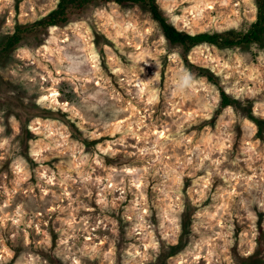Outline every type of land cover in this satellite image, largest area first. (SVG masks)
Returning a JSON list of instances; mask_svg holds the SVG:
<instances>
[{"label":"rangeland","instance_id":"374dc122","mask_svg":"<svg viewBox=\"0 0 264 264\" xmlns=\"http://www.w3.org/2000/svg\"><path fill=\"white\" fill-rule=\"evenodd\" d=\"M158 2L192 33L257 15ZM57 3L0 0V39ZM181 51L147 6L98 2L0 62V264H264V137ZM190 59L264 118V45Z\"/></svg>","mask_w":264,"mask_h":264},{"label":"trees","instance_id":"16d2710c","mask_svg":"<svg viewBox=\"0 0 264 264\" xmlns=\"http://www.w3.org/2000/svg\"><path fill=\"white\" fill-rule=\"evenodd\" d=\"M98 2H114L122 6L134 4L147 6L154 18L159 22L165 37L172 43L181 46V54L184 61L199 69L210 81L218 86L221 98L220 109L223 110L229 106L234 107L237 111L251 118L258 125L261 136L264 137L262 134L264 132V118L255 116L250 102L228 92L209 68L197 65L190 59L192 49L197 45L205 43L213 44L220 48L247 47L252 44L264 45V0H256V19L246 30L228 29L197 33L180 29L169 21L158 0H58L56 7L49 12L31 22H17L15 30L0 39V62L9 58L25 39L40 37L54 27H66L76 15L83 13L89 6ZM183 243L184 237L179 244L173 246V249H177ZM253 258L254 255L250 256L248 259L251 261L247 264H256L259 261L252 260Z\"/></svg>","mask_w":264,"mask_h":264},{"label":"clouds","instance_id":"9594fccd","mask_svg":"<svg viewBox=\"0 0 264 264\" xmlns=\"http://www.w3.org/2000/svg\"><path fill=\"white\" fill-rule=\"evenodd\" d=\"M177 87L181 90H191L197 86V78L190 70L185 69L178 78Z\"/></svg>","mask_w":264,"mask_h":264}]
</instances>
